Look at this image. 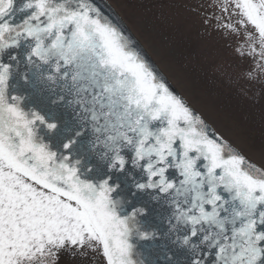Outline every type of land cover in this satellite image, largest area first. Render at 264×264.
Segmentation results:
<instances>
[{
    "label": "snow or ice",
    "instance_id": "obj_1",
    "mask_svg": "<svg viewBox=\"0 0 264 264\" xmlns=\"http://www.w3.org/2000/svg\"><path fill=\"white\" fill-rule=\"evenodd\" d=\"M106 7L0 0V264H264V144L214 130ZM135 7L196 13L264 91V0Z\"/></svg>",
    "mask_w": 264,
    "mask_h": 264
},
{
    "label": "rangeland",
    "instance_id": "obj_2",
    "mask_svg": "<svg viewBox=\"0 0 264 264\" xmlns=\"http://www.w3.org/2000/svg\"><path fill=\"white\" fill-rule=\"evenodd\" d=\"M103 1L119 16L132 37L146 51L149 59L165 75L171 87L209 123L210 109L202 101V96L195 93L190 79L193 80V74L194 78L201 75L200 70L197 71V67L200 69L201 66L207 67V76H212L211 70L216 68L217 63L225 60L226 56L232 57L231 50L224 46V41L215 33L211 36L202 33V26L194 12H183L179 21L152 19L151 23L146 25L142 19L144 14L135 7L136 0ZM200 2L201 0H189L193 5ZM209 46L218 50L219 54L214 61L204 58L203 53ZM71 264L86 262L77 260Z\"/></svg>",
    "mask_w": 264,
    "mask_h": 264
},
{
    "label": "crops",
    "instance_id": "obj_3",
    "mask_svg": "<svg viewBox=\"0 0 264 264\" xmlns=\"http://www.w3.org/2000/svg\"><path fill=\"white\" fill-rule=\"evenodd\" d=\"M223 61L232 63L231 80L221 78L216 68L211 70L212 76H207V67L201 66L200 69L197 67L201 75L194 78L193 74L190 84L210 109L208 115L212 128L239 145L246 155L258 160L264 144V91L259 86L250 87L240 78L248 68L246 62L242 63L233 56H226ZM258 91L260 94L256 95Z\"/></svg>",
    "mask_w": 264,
    "mask_h": 264
},
{
    "label": "water",
    "instance_id": "obj_4",
    "mask_svg": "<svg viewBox=\"0 0 264 264\" xmlns=\"http://www.w3.org/2000/svg\"><path fill=\"white\" fill-rule=\"evenodd\" d=\"M103 3H104V5L105 6H107V8L112 12V13H114L115 14V16H117V17H119L113 10H112V8L110 7V6H108L104 1H103ZM119 20L121 21V19L119 18ZM121 23H122V21H121ZM123 24V23H122ZM123 26H124V28L127 30V28L125 27V25L123 24ZM127 33H129L130 34V32L127 30ZM131 35V34H130ZM132 36V35H131ZM137 42V41H136ZM137 44H138V46H139V48H141L142 50H143V52L146 54V51L143 49V47L137 42ZM146 56H147V54H146ZM148 57V56H147ZM148 59H149V57H148ZM150 60V59H149ZM151 61V60H150ZM152 62V61H151ZM153 63V62H152ZM156 67V66H155ZM157 68V67H156ZM158 69V68H157ZM160 72V71H159ZM160 74H162L164 77H165V75L163 74V73H161L160 72ZM165 79L167 80V78L165 77Z\"/></svg>",
    "mask_w": 264,
    "mask_h": 264
},
{
    "label": "flooded vegetation",
    "instance_id": "obj_5",
    "mask_svg": "<svg viewBox=\"0 0 264 264\" xmlns=\"http://www.w3.org/2000/svg\"><path fill=\"white\" fill-rule=\"evenodd\" d=\"M97 3L102 5V6H105L104 3H103V0H97ZM106 11L112 13L107 7H106ZM168 82V81H167ZM169 84V83H168ZM170 85V84H169ZM171 86V85H170ZM172 88V87H171ZM173 89V88H172ZM176 92V91H175ZM177 93V92H176Z\"/></svg>",
    "mask_w": 264,
    "mask_h": 264
}]
</instances>
